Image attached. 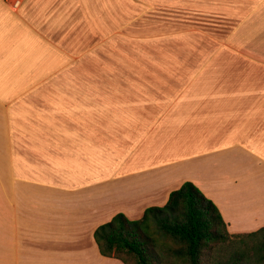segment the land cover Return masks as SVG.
Listing matches in <instances>:
<instances>
[{
  "label": "crops",
  "instance_id": "crops-1",
  "mask_svg": "<svg viewBox=\"0 0 264 264\" xmlns=\"http://www.w3.org/2000/svg\"><path fill=\"white\" fill-rule=\"evenodd\" d=\"M230 3L264 19V0ZM262 107L261 141L247 143L224 138L214 118L209 126L199 99L87 98L71 113L25 115L6 134L0 264H125L101 254L96 230L164 207L185 182L214 202L230 235L264 228Z\"/></svg>",
  "mask_w": 264,
  "mask_h": 264
},
{
  "label": "rangeland",
  "instance_id": "rangeland-1",
  "mask_svg": "<svg viewBox=\"0 0 264 264\" xmlns=\"http://www.w3.org/2000/svg\"><path fill=\"white\" fill-rule=\"evenodd\" d=\"M11 3L0 0V178L8 129H22L27 114L71 113L87 98L199 99L208 125L214 118L229 130L224 138L261 141L262 11L246 19L251 11L230 0H26L18 11ZM152 227L157 264H185L164 255L180 246ZM261 241L229 236L202 263L246 255L248 264Z\"/></svg>",
  "mask_w": 264,
  "mask_h": 264
},
{
  "label": "trees",
  "instance_id": "trees-1",
  "mask_svg": "<svg viewBox=\"0 0 264 264\" xmlns=\"http://www.w3.org/2000/svg\"><path fill=\"white\" fill-rule=\"evenodd\" d=\"M153 224L161 238L171 239L180 246L163 249L164 255L183 259L185 264H203L204 250L229 236L244 244L246 239L262 238L261 242L255 243L257 253L249 257L248 264L264 263V228L249 234L230 235L217 206L191 182H185L173 191L164 207L148 208L139 220H130L120 213L101 225L95 232L101 254L120 259L125 264L128 259L136 264L160 263L156 257L158 240ZM245 257H232L225 264H242Z\"/></svg>",
  "mask_w": 264,
  "mask_h": 264
},
{
  "label": "built area",
  "instance_id": "built-area-1",
  "mask_svg": "<svg viewBox=\"0 0 264 264\" xmlns=\"http://www.w3.org/2000/svg\"><path fill=\"white\" fill-rule=\"evenodd\" d=\"M26 0H12L11 6L14 11L20 10Z\"/></svg>",
  "mask_w": 264,
  "mask_h": 264
}]
</instances>
